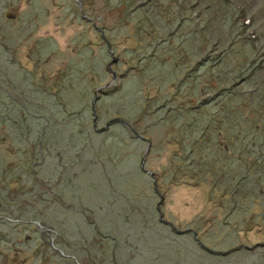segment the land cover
Returning a JSON list of instances; mask_svg holds the SVG:
<instances>
[{
  "label": "rangeland",
  "instance_id": "374dc122",
  "mask_svg": "<svg viewBox=\"0 0 264 264\" xmlns=\"http://www.w3.org/2000/svg\"><path fill=\"white\" fill-rule=\"evenodd\" d=\"M30 102L50 125L0 122V264H264L237 248L264 243V0H0V115Z\"/></svg>",
  "mask_w": 264,
  "mask_h": 264
},
{
  "label": "trees",
  "instance_id": "16d2710c",
  "mask_svg": "<svg viewBox=\"0 0 264 264\" xmlns=\"http://www.w3.org/2000/svg\"><path fill=\"white\" fill-rule=\"evenodd\" d=\"M3 89V91H5V92H7L11 97H12V95H11V93L9 92V91H7V89L5 90L4 88H2ZM39 90V89H38ZM37 90V91H38ZM229 96H231L233 99H234V101H236V98H237V96H238V94L237 93H231ZM13 98V97H12ZM27 100V99H26ZM14 101H16V100H14ZM44 103L45 102H30V105H31V108H39V114H38V116L37 115H34L35 117H32V116H28V115H25V117L24 118H19L18 120L17 119H13V116H4V114H2V116L0 115V122H3V124L5 123L6 124V122H12V126L13 127H15L14 129L16 130V132H19V131H23V130H29V129H31V128H34V123H33V121H31V119H34L35 121L37 120V118L36 117H39L38 118V120L39 119H44V120H46L47 121V125H50L51 123H52V120H51V117L50 118H48L47 116H46V114H48L49 112L46 110L48 107L46 106V108H45V105H44ZM4 105H5V103L4 104H0V106H3L4 107ZM8 106H10V105H8ZM239 106V105H238ZM241 107H243L242 105H241ZM3 113V112H2ZM32 113V112H31ZM46 113V114H45ZM33 115V114H32ZM4 116V117H3ZM26 116H28V117H26ZM11 119H12V121H11ZM28 123H27V122ZM72 121V120H71ZM25 123V124H24ZM37 124V123H36ZM220 126H222V124L220 125ZM48 128V127H47ZM45 129V130H42V131H40V132H43L41 135H42V139L43 138H46V135L48 134V129ZM221 130V127H219V131ZM214 131H218V129L216 130V129H214ZM53 134H55V133H53ZM213 136H214V134L212 135V137H211V140L212 141H214V139H213ZM20 150H22L21 148H19V151ZM22 152V151H21ZM32 174H34V172L32 173ZM34 180L38 183V185H40V190H41V192H42V195L44 194V193H46L47 195H49L50 196V198H52V197H56L57 196V199H59V201L61 202V203H63L64 202V196H62V195H58L57 193H56V191H52L50 188L52 187L49 183L51 182V179L49 180V179H46L44 176H42L41 177V179L39 178V176H38V174H34ZM35 190V187H32V191H34ZM43 197H41V199H42ZM2 213H4V212H0V216H1V214ZM43 214V213H42ZM1 219H5V220H8L7 218H4L3 216L0 218V220ZM9 221V220H8ZM55 221H56V223H61V222H64V221H61V220H59V218L57 217L56 219H55ZM63 249V248H62ZM65 251V250H64ZM75 256V255H74ZM113 256H114V254H113ZM76 257V256H75Z\"/></svg>",
  "mask_w": 264,
  "mask_h": 264
},
{
  "label": "water",
  "instance_id": "95a60500",
  "mask_svg": "<svg viewBox=\"0 0 264 264\" xmlns=\"http://www.w3.org/2000/svg\"><path fill=\"white\" fill-rule=\"evenodd\" d=\"M109 70H110V71L113 73V75H114V76H113V79H112L111 82H109V83H107V84H104V85H102L101 88L97 89V92H96V97H97V99L99 98V96H100L99 94H100V93L108 94V89H109V92H110V90H112L111 88L113 87L112 84L118 79L117 75H115V72L113 71V69H112L111 66L109 67ZM116 88H118V86H116ZM113 90H116V89H113ZM94 108H95V107H94ZM94 110H96V108H95ZM117 120H120V121L125 122L122 118H116V119H114L113 121H111V122L108 123V124H111V123H113L114 121H117ZM107 127H108V126L104 127V129H107ZM145 139H146V138H145ZM148 151H149V148L147 149L146 155H147ZM145 161H146V159L143 158L141 168L144 169V171H147V169L144 168V163H145ZM148 172H150V171H148ZM150 173H151L152 176L154 177V174H153L152 172H150ZM160 200H161V203L164 201L162 195H161V197H160ZM158 211L160 212V221H162V222H164V223H166V224H170L175 232H177V233H179V234H183V233H189V232H191V233L195 234V235H196V238H197V232H196L195 230H192V229L178 230L177 227H176L175 225H173L172 223H170L169 221H167V220L164 219L163 211H160V207H159V206H158ZM3 217H4V218H7V219L10 220V221L13 220V218H9V217H7V216H3ZM31 222L35 223V224L38 225L39 227L42 226V223H41L40 221L36 220V219H34V221H31ZM200 245H202L203 247H205V246L201 243V241H200ZM258 245H260V246L263 245V246H264V243H258L257 245H253V246H250V245H248V246H247V245H240V246H238L237 248H239V249H240V248H245V249H255V248L258 247ZM52 247H53L55 250L57 249V251H59V253H60L62 256L66 257V258H67V257L74 258L76 264H82V263L80 262L79 258H77V257H75V256H73V255L66 254L65 251H64L62 248H59V247L56 246L55 244H52ZM206 249H207L208 251H211V252H213V253H216V251H213V250H211V249H209V248H207V247H206ZM227 252H230V251H227ZM227 252H221V253H222V254H227Z\"/></svg>",
  "mask_w": 264,
  "mask_h": 264
},
{
  "label": "flooded vegetation",
  "instance_id": "af4514ba",
  "mask_svg": "<svg viewBox=\"0 0 264 264\" xmlns=\"http://www.w3.org/2000/svg\"><path fill=\"white\" fill-rule=\"evenodd\" d=\"M12 221H13V220H12ZM21 221L23 222V220H21ZM26 221H27V220H26ZM26 221H25V222H26ZM54 243L56 244V242H54ZM51 246H52V245H51ZM75 264H76V263H75Z\"/></svg>",
  "mask_w": 264,
  "mask_h": 264
}]
</instances>
